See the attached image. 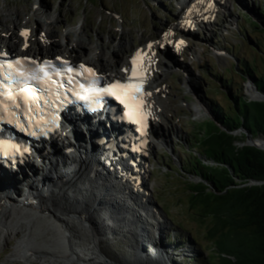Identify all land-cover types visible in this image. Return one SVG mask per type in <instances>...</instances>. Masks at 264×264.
<instances>
[{"label":"rangeland","instance_id":"rangeland-1","mask_svg":"<svg viewBox=\"0 0 264 264\" xmlns=\"http://www.w3.org/2000/svg\"><path fill=\"white\" fill-rule=\"evenodd\" d=\"M187 5V0H0V42L19 33L20 25L31 27L35 40L39 39L43 28L51 26L55 31L53 43L62 41L66 46L71 40H78L82 33L87 47L78 44V48L87 55L96 56L100 52L97 56L105 62L119 57L117 60L122 57L127 59L135 46L144 44L148 39L157 40L174 25L180 24ZM263 7L264 0H223L215 15H211V19L209 17L207 22H210L201 21L200 31L189 36L190 44L175 51L171 40L168 47L159 52L160 80L156 67L154 73L160 93L157 92L156 96L158 94L165 110L156 123V144L151 147L155 169L147 175L148 194L138 193V200L144 201V206L146 203L154 205L150 207L153 215L149 217L153 222L152 233L158 230L154 223L164 220L156 242L167 249L169 260L166 262L154 257L150 259L154 263L208 264L209 255L215 250L210 240L212 221L204 220L199 215L198 204H192L190 200L191 181H198L200 177L187 172L183 166L186 160L193 158L189 154L191 151L197 153L198 142L193 134L199 131L198 125L209 117L215 118L213 103L226 107L233 104L228 99L227 77L240 85L247 98L262 97L253 79L249 75L248 80L244 79L246 72L239 66L248 60L254 61L259 70L264 69V35L255 32L259 25L254 21L258 18V9ZM50 16L55 18L53 25L48 24ZM173 29L177 31V28ZM171 38L169 34H164L158 43L163 44ZM258 42H262L263 46ZM256 45L260 46V50L256 49ZM234 132L240 134V129ZM63 151L65 149L60 145L59 153L54 152L49 162L40 164L36 161L33 169L36 172H33L40 177L56 174L52 166L58 157L60 161V157H64L71 164V154L62 156ZM47 168L53 169L52 173H48ZM15 174H0L7 179H0V185L6 187L3 189L5 194L0 192V195L14 191V196L10 195L16 198L29 193V189H22L12 181L29 180L31 175L21 177ZM52 176L50 179H54ZM53 203L63 208L73 204L62 190L57 191L51 201ZM140 222L142 224L141 219ZM98 228L101 244L108 249L111 264H140L133 262L132 255L136 254L134 234L120 230V234L108 236L100 226ZM14 238L7 245L0 243V264H61L34 256L12 259L11 253L16 244ZM144 246L149 248L146 244Z\"/></svg>","mask_w":264,"mask_h":264},{"label":"bare ground","instance_id":"bare-ground-1","mask_svg":"<svg viewBox=\"0 0 264 264\" xmlns=\"http://www.w3.org/2000/svg\"><path fill=\"white\" fill-rule=\"evenodd\" d=\"M209 1L212 0H189L188 7L193 10L184 13L185 19L197 20L199 16L202 18L209 14L211 16L213 8L208 6ZM48 21V24L53 25L55 18L50 16ZM182 34L184 35V33ZM39 36L45 39L52 38L53 32H46L45 36L41 32ZM82 36L81 33L77 39L80 44L87 47L85 44L87 42ZM18 43L19 45H17ZM70 43L73 44L74 41ZM5 45L8 50L18 49L23 46V39L16 36L14 42L7 41ZM39 45L38 43L33 48L27 47L26 51L43 53L44 51ZM63 51L75 59L82 60L83 54L75 49L64 47ZM150 52H153V49H150ZM100 57L96 55L91 56L90 59L98 62L108 76L123 74L124 68L127 66V62L123 58L104 62L100 60ZM149 64L153 69L156 67L151 60ZM154 82H156L155 73L150 79L151 86L154 85ZM156 93L153 91L150 103L159 111L160 104ZM252 94L255 93L252 92ZM256 96L259 97L258 92ZM65 121L66 125L77 126V120L73 119V116L67 115ZM89 127L88 125L86 127L88 132ZM66 128L67 126H65ZM65 129L57 135L56 139L62 141L64 148H69L74 142L71 141L70 132H66ZM76 135L79 136V139L75 146L72 145L74 149L70 151L73 158L71 164L64 157H60L61 161L59 157L55 158L53 163L56 164L52 167L55 168L56 174L52 173L53 169L50 170L54 179H50L51 175L44 174L40 177L36 174L35 180L29 177L30 181L27 179L12 181V184L15 183L14 185L20 186L22 189H29L30 194L16 196L17 199L12 197L14 191L11 192L12 196L11 193L0 195V243L7 245L13 237L16 238V244L11 253L12 259H29L30 256H34L61 264H111V257L107 253L108 249L101 244V236L98 232L100 226L108 236L120 234V230L134 234L133 238L136 244L133 243L136 252L132 255L134 263L158 264L150 260L154 257L158 260L165 259L167 262L169 252L156 242L163 229L164 220L159 219L154 223L158 230L152 233L151 223L153 222L149 217L153 215V210L150 208L153 204L149 206L146 203L144 206L142 203L145 202L138 200L139 194H145L142 191L147 190L145 181L142 180V185L137 183L141 173L143 174L142 167L139 170L127 166L124 168L125 175H123L118 167L113 170L108 164H103L100 160L101 155L89 148H95L93 145L84 146L85 138L83 136L85 137V135L80 138L79 131ZM155 135L157 136L156 132ZM259 141L264 146V140L259 139ZM88 142L93 144L92 141ZM0 179L7 180L1 176ZM53 185L56 187L54 188ZM141 189L143 190L141 191ZM59 190H62L73 204H69L66 208L57 203L51 204ZM159 221H161L160 224H158ZM143 258H147L144 259L147 262L143 263Z\"/></svg>","mask_w":264,"mask_h":264},{"label":"trees","instance_id":"trees-1","mask_svg":"<svg viewBox=\"0 0 264 264\" xmlns=\"http://www.w3.org/2000/svg\"><path fill=\"white\" fill-rule=\"evenodd\" d=\"M258 12L254 31L264 35V7ZM239 67L264 94V69L248 60ZM225 80L233 104L213 103L215 118L198 125L197 153H189L193 158L183 168L200 177L191 181L190 200L204 220L212 221L215 250L208 264H264V148L247 143L249 136L264 139V99H249L236 81ZM238 129L240 134L234 132Z\"/></svg>","mask_w":264,"mask_h":264},{"label":"snow or ice","instance_id":"snow-or-ice-1","mask_svg":"<svg viewBox=\"0 0 264 264\" xmlns=\"http://www.w3.org/2000/svg\"><path fill=\"white\" fill-rule=\"evenodd\" d=\"M25 36L28 35V31L25 30L23 33ZM184 41L181 40L180 44H183ZM151 47V45L149 46ZM141 59V55L138 54L136 58L133 60L134 65H138L139 61ZM85 67L86 71L88 73H91L95 75V70L91 67L87 66H81ZM45 73L47 72V68L45 67L42 69ZM75 70L73 68H68V72H74ZM127 71V69H126ZM138 75L137 71L133 70L132 76L136 77ZM2 83V82H0ZM143 90V84L142 83H121L116 82L114 84L109 85L107 88L99 89L98 91H101L103 94H111L114 96L117 100H119L122 104H124L128 108V118L130 120H133L136 124L141 125V130L143 131L148 127L147 125V119L148 115L144 113L141 110V105L143 103L142 100H138V97L141 95ZM90 92L92 90H89ZM84 100L90 99V95H84L82 97ZM2 143V142H0ZM18 148L16 146L13 147V151H17Z\"/></svg>","mask_w":264,"mask_h":264},{"label":"water","instance_id":"water-1","mask_svg":"<svg viewBox=\"0 0 264 264\" xmlns=\"http://www.w3.org/2000/svg\"><path fill=\"white\" fill-rule=\"evenodd\" d=\"M262 97L261 98H254V99H264V94L260 92ZM247 132V131H246ZM260 138L252 139L250 136L248 137L247 143L258 145L260 147H263L259 141ZM264 140V139H263Z\"/></svg>","mask_w":264,"mask_h":264}]
</instances>
